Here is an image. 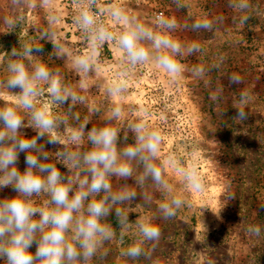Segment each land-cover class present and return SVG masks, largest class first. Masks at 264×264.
Masks as SVG:
<instances>
[{
  "label": "rangeland",
  "instance_id": "1",
  "mask_svg": "<svg viewBox=\"0 0 264 264\" xmlns=\"http://www.w3.org/2000/svg\"><path fill=\"white\" fill-rule=\"evenodd\" d=\"M118 0L105 6L122 7L130 17L160 33L155 15L163 12L164 17L175 19L177 29L171 33L173 39L187 46L193 42L200 45L201 52L177 59L184 65L183 73L173 80L167 72L154 63L132 67L114 43L106 44L93 54L95 72L80 87V76L73 71L72 60L78 55L91 52L90 44L80 43L68 30L65 15V0H51L47 6L42 0H27L13 6L12 0H0V80L7 78L8 52L24 44H43L42 61L52 70L59 71L63 83L84 96L73 113L64 106L52 105L48 97L38 99V106L51 105L52 114L75 125L74 114L80 122H88L87 128L103 126L105 115L114 107L122 108V115L114 122L120 136L128 137L129 123L143 119L151 129L162 133V144L157 164L163 167L164 178L170 185L171 195L179 196L184 206L174 218L159 219L158 206L167 197L149 181L143 189L132 179L113 180V191H121L127 183L128 190L143 192L151 197L146 204L138 195L129 204L117 205L129 215L130 221L151 220L161 229V238L153 248L145 243L144 249L151 260L141 257L132 261L120 255L121 251L137 239L135 223L126 231L123 242L119 239L120 228L113 216L108 218L116 230V238L106 244L105 260L95 259L93 264H264V0H250L251 7L238 13L228 7V0ZM240 15H248L241 25ZM51 17H56L55 21ZM17 21L10 28L5 20ZM110 23L118 36L123 26L112 20ZM222 18L212 31L194 32L184 25L198 20ZM56 31L57 39L65 45L68 59H56L52 45L41 39V32ZM205 69L202 77L195 70ZM242 78L240 85H229L228 76ZM118 80H125L127 93L109 97L106 89ZM46 89V85H41ZM223 89L219 100L211 99L218 89ZM18 91V90H17ZM246 91L251 100L247 105H238L240 93ZM16 98L6 87L0 85V106L15 104ZM245 107L249 113L245 121L234 120L237 109ZM25 119L28 120L27 114ZM63 130V129H61ZM22 131L29 137L35 135L31 128ZM66 132H61V142L67 141ZM86 139V138H85ZM124 141L121 140V147ZM55 151L59 146L47 145ZM84 149L90 147L85 142ZM169 155H174L181 166L195 164L205 188L202 192L190 190L171 166L163 164ZM56 163L55 156L48 161ZM18 167L24 170V154ZM62 172H67L58 165ZM134 176L142 172L135 165ZM74 175V173H69ZM16 194L11 188L0 190V199ZM230 197L232 199H230ZM37 205L46 199L34 197ZM257 226L260 235L249 233ZM35 251V248L32 249ZM2 264V261H0Z\"/></svg>",
  "mask_w": 264,
  "mask_h": 264
},
{
  "label": "clouds",
  "instance_id": "2",
  "mask_svg": "<svg viewBox=\"0 0 264 264\" xmlns=\"http://www.w3.org/2000/svg\"><path fill=\"white\" fill-rule=\"evenodd\" d=\"M27 0H12L13 6L26 3ZM51 0H42L49 5ZM78 5V14L74 23L89 41L91 52L73 58V71L80 76V87L95 72L93 54L105 43L112 41L123 54L128 65L135 67L154 63L167 72L173 80L180 77L184 65L177 59L185 55L201 52L200 45L193 42L183 45L172 38L171 33L177 27V21L157 15L156 27L160 33L152 31L130 17L122 7L110 6L108 14L117 24L123 26L118 36H114L102 22L96 18L97 0H87V6ZM183 7L181 0H175ZM228 7L238 13H245L251 7L250 0H228ZM250 17L240 15L239 23L244 25ZM56 17H51L55 21ZM222 18L204 19L184 25L194 32L212 31ZM6 24L15 29L17 21L6 18ZM41 39L52 45L56 59H68L65 45L57 39V33L48 29L41 32ZM43 44H24L14 46L6 64L7 78L0 85L15 96V104L0 106V190L11 188L16 194L0 199V261L2 264H93L95 259L105 260L108 252L106 244L116 238V230L108 222L113 216L120 228L119 239L123 242L126 231L135 223L137 239L124 248L120 255L135 261L143 257L151 260V255L143 247L145 243L156 242L161 238V229L151 220L137 219L132 222L121 207L132 203L139 195L146 204L151 197L143 192L128 190V184L121 185V191H113V180L132 179L141 189L150 181L156 189L167 197L158 206L159 219L169 220L175 217L185 201L171 195L172 189L164 178L163 167L157 164L162 144V133L151 129L143 119L129 123L128 130L133 134V143L128 137L120 136L112 125L122 115V108L114 106L106 115L103 126L87 128L88 122H80L78 114L73 115L76 124L52 114L51 105L37 101L47 96L52 105L67 104L68 113H73L77 103L85 98L63 83L59 71L50 69L43 61ZM205 69L198 67L195 74L202 77ZM229 85H240L242 78L228 76ZM41 85H46V89ZM18 90V91H17ZM128 91L125 80H118L106 89L109 97L124 95ZM223 89H218L210 97L219 100ZM251 100L246 91L240 93L234 103L247 105ZM234 120L245 121L249 113L245 107H235ZM27 114L29 119H25ZM31 128L35 135L29 137L24 131ZM63 129V130H61ZM61 132L68 133L67 141L62 143ZM86 138V139H85ZM124 144L121 147V140ZM87 142L90 147L84 149ZM47 145L59 146L55 151ZM24 154L25 168L18 167L20 156ZM55 156L56 163L48 161ZM164 165L171 166L185 185L193 191L202 192L205 188L203 178L193 163L181 166L174 155H169ZM58 165L67 169L62 172ZM135 165L142 168L134 176ZM74 173V175H69ZM46 199L37 205L34 197ZM230 199H232L230 197ZM264 208V205H261ZM249 233L260 235V228L252 226ZM35 248V251L32 249Z\"/></svg>",
  "mask_w": 264,
  "mask_h": 264
},
{
  "label": "built area",
  "instance_id": "3",
  "mask_svg": "<svg viewBox=\"0 0 264 264\" xmlns=\"http://www.w3.org/2000/svg\"><path fill=\"white\" fill-rule=\"evenodd\" d=\"M118 0H97V3L95 5V11H96V18L98 22H102L105 26L109 28L110 31H112L113 35H117V31L114 30L112 24L110 23V20L108 18V14L105 11V6L109 4L110 2L112 4L116 3ZM79 6H87V0H80V5ZM65 9H66V15H65V20H66V25L68 27V30L74 36L80 43H85V44H90L89 41L85 39L84 33L81 32L76 24L74 23L75 18L78 14V5L75 2V0H65ZM163 15V12H157L155 17L157 15ZM113 43L112 41H109L105 43L101 48H105L106 44Z\"/></svg>",
  "mask_w": 264,
  "mask_h": 264
}]
</instances>
